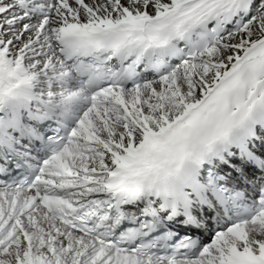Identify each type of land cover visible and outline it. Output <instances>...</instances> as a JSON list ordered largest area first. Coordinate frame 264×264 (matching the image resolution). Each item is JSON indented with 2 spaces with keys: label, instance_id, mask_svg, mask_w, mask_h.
Listing matches in <instances>:
<instances>
[{
  "label": "snow or ice",
  "instance_id": "1",
  "mask_svg": "<svg viewBox=\"0 0 264 264\" xmlns=\"http://www.w3.org/2000/svg\"><path fill=\"white\" fill-rule=\"evenodd\" d=\"M0 264H264V0H0Z\"/></svg>",
  "mask_w": 264,
  "mask_h": 264
}]
</instances>
